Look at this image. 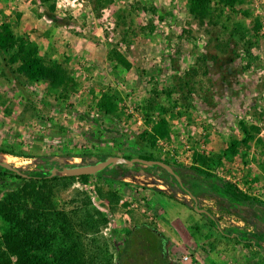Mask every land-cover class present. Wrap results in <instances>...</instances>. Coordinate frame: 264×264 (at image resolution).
Listing matches in <instances>:
<instances>
[{
    "label": "rangeland",
    "instance_id": "374dc122",
    "mask_svg": "<svg viewBox=\"0 0 264 264\" xmlns=\"http://www.w3.org/2000/svg\"><path fill=\"white\" fill-rule=\"evenodd\" d=\"M52 2L55 16L41 0H0V13L26 42L42 46L49 58L70 60L79 88L67 103L53 98L44 103L39 96L47 83L39 80L28 85L27 100L0 69V150L22 155L0 152L14 160L3 161L22 172L49 173L67 158H73L68 160L72 165L100 161L80 157L87 155L137 158L146 150L140 138L151 128L150 115L152 120L167 118L171 125L168 138L152 151L154 157L192 166L194 152L222 154L232 140H241L239 124L245 121L261 127V134L250 147L240 146L233 160L224 159L215 172L264 202V0H244L238 12L213 0L217 27H199L188 0ZM255 20L262 28L258 36L251 31ZM236 24L250 30L239 45L222 27L232 29ZM115 50L131 69L111 58ZM204 56L207 60L202 61ZM107 89L120 95V118L98 111L97 102ZM119 168V177L76 182L53 196L56 207L71 214L87 198L93 201L89 209L99 210L109 221L98 238L106 243L114 263L121 238L148 224L169 240V256L177 264H264V240L248 237L260 249L226 237L209 215L195 211L189 196L168 187L144 166L125 174ZM14 182H0V198ZM198 207L209 212L223 231L238 228L264 234L250 208L229 210L207 197L198 200Z\"/></svg>",
    "mask_w": 264,
    "mask_h": 264
},
{
    "label": "trees",
    "instance_id": "16d2710c",
    "mask_svg": "<svg viewBox=\"0 0 264 264\" xmlns=\"http://www.w3.org/2000/svg\"><path fill=\"white\" fill-rule=\"evenodd\" d=\"M41 1L43 5L48 6V14L55 16L56 6L52 0ZM188 2L199 27L207 24L220 26L213 0H188ZM216 4L238 12L237 9L244 5V0H217ZM244 14L246 17L250 16L248 11ZM222 27L232 39H237L238 45L248 39L250 30H247L243 24H236L232 29L226 25ZM261 29L260 21L255 20L251 29L254 36H258ZM229 41L228 39L224 44L225 51L230 48ZM112 57L122 68L131 69L130 62L116 50L111 54ZM203 60H207L206 56L202 58ZM69 61L53 60L47 56L42 46L35 42H26L12 23L2 20L0 13V69L9 76L8 81L17 87L25 99L28 100L26 98L28 85L43 80L47 83V88L46 92L39 96L42 102H48L50 98L58 104L69 102L73 93L79 88L69 68ZM119 96L113 90H104L97 102L98 111L107 118H120L122 112ZM1 99L0 96V101ZM26 108L29 110L28 107ZM33 115L34 112L31 111V116ZM149 120L151 128L140 138L146 150L137 157L148 161H161L154 157L152 151L159 147L161 141L168 138L171 131L170 121L164 117L152 120L148 115ZM239 126L243 138L232 140L228 149L222 154L206 156L194 152L192 166L172 163L169 160L162 161L173 167L181 178L182 185L161 168L145 167V171L162 180L168 187L179 189L191 199L193 197L197 200L202 197L217 199L220 206L229 210L250 208L264 226V202L248 195L238 184L221 178L215 172L224 159L233 160L240 146L250 147L262 131L261 127L250 125L245 121H241ZM0 152L22 156L14 151L0 150ZM80 157L105 159L99 155ZM124 157L135 158L130 155ZM119 169L123 170V174L129 171L126 168ZM158 171L161 173L159 174ZM23 174L26 176H20L0 167V182L10 179L16 181L12 186H6L10 189L0 198V264H177L169 256V240L148 224L136 226L121 238L118 260L114 263L109 257L106 243L102 245L98 238L101 228L107 226L109 221L99 210L93 208L94 212H92L91 208L89 209L93 203L90 198H87L83 206L72 214L56 207L53 196L58 190L66 191L76 182L86 184L92 178L103 175L119 177L121 174L118 169L105 171L97 176L82 177L51 178V173L45 170L26 171ZM209 220L224 236H235L239 242L261 249L256 240L248 237L252 236L263 241L264 234H249L241 232L238 228L223 231L214 218L209 217Z\"/></svg>",
    "mask_w": 264,
    "mask_h": 264
},
{
    "label": "water",
    "instance_id": "95a60500",
    "mask_svg": "<svg viewBox=\"0 0 264 264\" xmlns=\"http://www.w3.org/2000/svg\"><path fill=\"white\" fill-rule=\"evenodd\" d=\"M69 159H73V158L62 159V162L59 166L53 167L52 170L50 171L51 173L50 177L53 178L55 176H61V177L97 176L102 172L113 171L119 167L132 170L136 166L140 165L151 169L161 168L167 171L171 176L176 178L178 182L182 185V180L176 174L173 167L162 161H148L138 157L133 159H127L121 156H109L103 160L91 164L72 165L68 163ZM0 167L12 171L20 176H26L23 174V172L20 169L14 167L10 163L3 161L1 158H0ZM158 173L160 174L161 171H158ZM192 199L195 201L194 209L196 212H199L201 214H206L211 217L209 212L200 209L198 207V200L195 197H193Z\"/></svg>",
    "mask_w": 264,
    "mask_h": 264
},
{
    "label": "bare ground",
    "instance_id": "6f19581e",
    "mask_svg": "<svg viewBox=\"0 0 264 264\" xmlns=\"http://www.w3.org/2000/svg\"><path fill=\"white\" fill-rule=\"evenodd\" d=\"M0 158L2 160H5V161H10V162L14 161L13 159H11L12 157H10L9 155H6V154H0Z\"/></svg>",
    "mask_w": 264,
    "mask_h": 264
},
{
    "label": "built area",
    "instance_id": "2783aa9c",
    "mask_svg": "<svg viewBox=\"0 0 264 264\" xmlns=\"http://www.w3.org/2000/svg\"><path fill=\"white\" fill-rule=\"evenodd\" d=\"M183 260H184V261H188V260H189V257H188V256H185V257L183 258Z\"/></svg>",
    "mask_w": 264,
    "mask_h": 264
},
{
    "label": "crops",
    "instance_id": "0c3cea01",
    "mask_svg": "<svg viewBox=\"0 0 264 264\" xmlns=\"http://www.w3.org/2000/svg\"><path fill=\"white\" fill-rule=\"evenodd\" d=\"M177 221H180V222H181L182 220L179 219V220H177Z\"/></svg>",
    "mask_w": 264,
    "mask_h": 264
},
{
    "label": "flooded vegetation",
    "instance_id": "af4514ba",
    "mask_svg": "<svg viewBox=\"0 0 264 264\" xmlns=\"http://www.w3.org/2000/svg\"><path fill=\"white\" fill-rule=\"evenodd\" d=\"M261 223V222H260ZM262 226H263V224H262ZM264 227V226H263ZM262 249V248H261Z\"/></svg>",
    "mask_w": 264,
    "mask_h": 264
}]
</instances>
